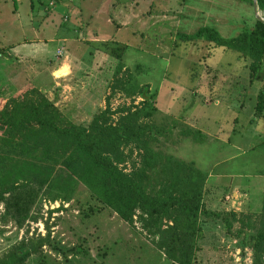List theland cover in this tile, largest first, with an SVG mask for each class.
<instances>
[{"label": "rangeland", "instance_id": "rangeland-1", "mask_svg": "<svg viewBox=\"0 0 264 264\" xmlns=\"http://www.w3.org/2000/svg\"><path fill=\"white\" fill-rule=\"evenodd\" d=\"M49 1L0 0V108L15 112L48 105L61 128L96 120L116 125L127 116L139 126L156 124L161 133L147 138L154 150L194 159L206 172L240 153L241 158L216 168L224 183L244 177L239 197L229 186L206 181L204 203L211 210L237 213L245 226L232 220L228 229L222 219L202 215L193 264H253L255 231L248 219L259 226L264 203V116L256 107L264 91V60L258 78L250 56L205 37L183 41L180 36L202 27L226 38L251 32L264 19L258 4ZM36 33L52 41L39 44ZM150 108L152 116H145ZM191 127L201 132L196 140L184 135ZM234 129L247 137L240 152L223 143L234 138ZM4 140L12 143L4 145ZM73 147L68 138L58 150L46 151L30 125L0 128V264H179L161 247L162 233L172 222L164 221L155 233L144 226L140 211L129 224L96 202L80 181L64 188L72 182L64 157ZM121 151L119 167L129 173L142 150L132 142ZM236 196L252 206L244 203L235 210ZM26 252V261L15 263Z\"/></svg>", "mask_w": 264, "mask_h": 264}, {"label": "trees", "instance_id": "trees-1", "mask_svg": "<svg viewBox=\"0 0 264 264\" xmlns=\"http://www.w3.org/2000/svg\"><path fill=\"white\" fill-rule=\"evenodd\" d=\"M132 1V0H130ZM252 2V0H248ZM264 17V0H257ZM183 41H194L205 37L217 46L233 49L250 56L253 76L260 77L264 60V20L258 19L255 29L237 37H223L216 29L202 27L193 34H181ZM127 69V68H126ZM144 100H148L146 93ZM44 106V107H43ZM35 105L28 111H12L0 108V128L21 130L30 125L31 133L50 151L60 147L68 138L74 141L70 154L64 157V166L69 170L72 182L64 188H72L77 181L90 188L93 198L102 206L112 208L127 223H133L136 211H140L146 228L162 231L164 221L172 222L162 233L161 247L168 259L179 264H193L196 242L202 229L201 216L222 219L232 229V220L245 226V220L237 213L211 210L204 203V186L208 174L199 169L195 162H186L172 155H164L150 146L149 137L161 133L156 124L139 126L132 124L127 116L120 124H77L61 128L59 117L48 105ZM257 113L264 111V91L258 94ZM145 112L151 117L153 108ZM137 115V112L132 116ZM129 120V121H128ZM148 133V136H146ZM200 131L188 129L185 136L197 139ZM137 142L142 154L138 165L127 173L119 164L124 161L121 147ZM10 140L3 144L9 146ZM54 151V157H56ZM58 153V151H57ZM46 175L49 177L48 172ZM76 179H74V177ZM232 216V217H231ZM259 226L256 220L249 224L254 229V262L264 264V203ZM29 252L19 254L15 263L26 261ZM10 264V263H3Z\"/></svg>", "mask_w": 264, "mask_h": 264}, {"label": "crops", "instance_id": "crops-1", "mask_svg": "<svg viewBox=\"0 0 264 264\" xmlns=\"http://www.w3.org/2000/svg\"><path fill=\"white\" fill-rule=\"evenodd\" d=\"M64 1V0H63ZM63 1H61V2H63ZM137 1V0H136ZM136 1H134V2H136ZM43 2V1H42ZM49 5H53V0H50L49 1ZM65 5H69V4H65ZM79 14H80V17H82L83 15H82V9H80L79 11ZM66 19H67V17H66ZM33 37H37L40 41V43L39 44H41L43 41H47V42H51L52 41V39L51 38H49V40H47V39H42L41 37H40V35H39V33H36ZM64 40H66V39H64ZM263 116H264V112H263V114H262ZM264 119V118H263ZM256 124H257V122H253L252 123V127H253V129H256ZM190 128V127H189ZM193 130H195V128L194 127H191ZM253 132H255V133H259L260 131H256V130H252ZM232 133L234 134V138L233 139H231V137L229 136V138H228V140L226 141V142H223V143H225L226 145H227V147H229V149H232V150H234V151H241L242 150V148H243V144H242V142L243 141H245L246 139H247V137H246V135H245V133H243V131H242V129H240V130H233L232 131ZM261 133V132H260ZM210 137H213V138H216L215 136H211L210 135ZM217 139V138H216ZM237 154H240V153H237ZM236 153H232V155L231 156H229V157H227L225 160H223L222 162H217V163H215L214 165H213V168H212V171H210V172H206V171H204V172H206L207 174H208V176H207V182H209V183H211V184H213V185H220V184H223V185H225L226 187H230L231 189L230 190H232V196H234V195H237L238 197H239V194H240V190H241V188H240V186H239V184H240V182H241V179H243L244 177H242V176H235L236 178L235 179H232V181L230 182V183H224L223 182V177H221V174H219L220 172H222V171H216V168L218 167V166H220L222 163H224V164H226V163H231V162H233V161H235V160H237V159H239V158H241L242 156H240V155H237ZM244 154H246V153H243V155ZM177 157V156H176ZM179 159H181V158H179ZM181 160H184V161H193V162H195V164H196V166L199 168V166H198V164H197V162L193 159V160H185V159H181ZM243 162L241 161L240 162V164H242ZM239 164V165H240ZM246 168V167H245ZM244 168V169H245ZM200 169V168H199ZM229 172V171H228ZM236 196V197H237ZM237 197V198H238ZM236 202V204H235V210H239V209H241V206L245 203V204H249V206H252V204H251V201L250 200H241V199H239L238 198V200H236L235 201ZM230 204V203H229ZM222 205H226V202L225 203H223ZM231 205H232V201H231Z\"/></svg>", "mask_w": 264, "mask_h": 264}, {"label": "water", "instance_id": "water-1", "mask_svg": "<svg viewBox=\"0 0 264 264\" xmlns=\"http://www.w3.org/2000/svg\"><path fill=\"white\" fill-rule=\"evenodd\" d=\"M253 3H254V5H257V0H253ZM260 18V17H259ZM261 20H264V19H262V18H260Z\"/></svg>", "mask_w": 264, "mask_h": 264}, {"label": "built area", "instance_id": "built-area-1", "mask_svg": "<svg viewBox=\"0 0 264 264\" xmlns=\"http://www.w3.org/2000/svg\"><path fill=\"white\" fill-rule=\"evenodd\" d=\"M11 1H14V0H11Z\"/></svg>", "mask_w": 264, "mask_h": 264}]
</instances>
